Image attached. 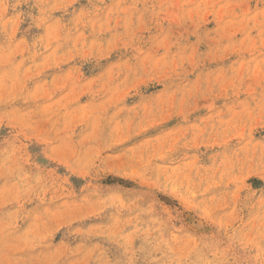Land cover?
I'll return each mask as SVG.
<instances>
[{
	"label": "rangeland",
	"instance_id": "obj_1",
	"mask_svg": "<svg viewBox=\"0 0 264 264\" xmlns=\"http://www.w3.org/2000/svg\"><path fill=\"white\" fill-rule=\"evenodd\" d=\"M0 264H264V0H0Z\"/></svg>",
	"mask_w": 264,
	"mask_h": 264
}]
</instances>
